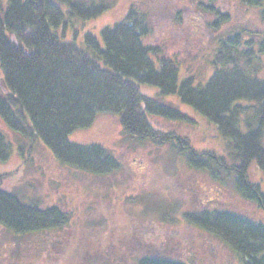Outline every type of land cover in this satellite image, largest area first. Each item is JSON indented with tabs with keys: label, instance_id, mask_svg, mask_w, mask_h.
<instances>
[{
	"label": "trees",
	"instance_id": "1",
	"mask_svg": "<svg viewBox=\"0 0 264 264\" xmlns=\"http://www.w3.org/2000/svg\"><path fill=\"white\" fill-rule=\"evenodd\" d=\"M235 1L260 10L264 20V0ZM198 3L215 15L214 24L227 21L228 14L216 7L215 0ZM112 6L109 0H0V116L22 138L18 144L22 154L41 140L62 164L96 175L116 171L119 162L105 146L69 139L72 132L90 127L100 113L109 112L119 116L125 138L174 142L192 167L229 170L241 194L264 212V192L248 176L252 163L264 171V77L260 74L264 34L243 25L222 33L209 60L212 74L196 85L191 78L180 80L179 59L159 56L160 49L146 42L150 20L134 5L123 18L101 29V41L91 32L84 34L85 47L62 40L65 7L68 14L89 19ZM254 34L262 41H256ZM138 83L158 86L162 94L178 93L216 124L227 155L197 150L187 137L154 128L147 114L188 117L156 96L142 94ZM12 146L0 132V161L10 158ZM11 174H0L1 225L28 233L62 228L73 219L71 207L41 208L6 191L3 184ZM185 217L222 239L243 264H264V221L210 209ZM138 264L184 263L144 257Z\"/></svg>",
	"mask_w": 264,
	"mask_h": 264
},
{
	"label": "rangeland",
	"instance_id": "2",
	"mask_svg": "<svg viewBox=\"0 0 264 264\" xmlns=\"http://www.w3.org/2000/svg\"><path fill=\"white\" fill-rule=\"evenodd\" d=\"M109 1L110 9L89 19L72 16L65 7L62 40L85 47L84 34L91 32L101 41V29L123 18L134 5L150 20L146 42L160 49L159 56L179 59L180 80L191 78L196 85L212 74L209 60L222 33L243 25L264 34L261 11L235 0H215L216 7L228 14L227 21L217 25L215 15L198 3L208 0ZM254 38L262 41L259 34ZM152 57L156 61V53ZM138 87L142 94L156 96L188 117L147 114L154 128L187 137L197 150L227 155L216 124L183 102L178 93L162 94L158 86L147 83ZM0 132L13 145L10 158L0 161V174L13 173L3 188L26 204L41 208L59 204L74 212L73 219L57 229L17 233L0 224V264H138L144 257L184 264H243L222 239L187 220L185 214L228 210L264 221V212L237 189L232 172L214 165L192 167L174 142L125 138L116 114L100 113L90 127L69 135L72 142L99 143L115 156L118 169L99 175L62 164L41 140L22 154L18 145L22 138L1 116ZM226 160L232 163L231 157ZM248 176L264 192V171L256 163L250 165Z\"/></svg>",
	"mask_w": 264,
	"mask_h": 264
}]
</instances>
